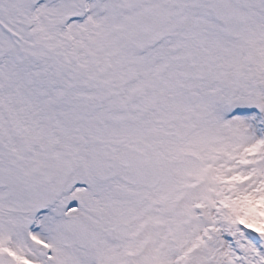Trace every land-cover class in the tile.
<instances>
[{
	"label": "snow or ice",
	"instance_id": "snow-or-ice-1",
	"mask_svg": "<svg viewBox=\"0 0 264 264\" xmlns=\"http://www.w3.org/2000/svg\"><path fill=\"white\" fill-rule=\"evenodd\" d=\"M0 264H264V0H0Z\"/></svg>",
	"mask_w": 264,
	"mask_h": 264
}]
</instances>
